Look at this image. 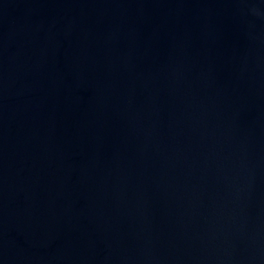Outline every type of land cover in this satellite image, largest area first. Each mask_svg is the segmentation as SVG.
Here are the masks:
<instances>
[{
    "label": "water",
    "instance_id": "water-1",
    "mask_svg": "<svg viewBox=\"0 0 264 264\" xmlns=\"http://www.w3.org/2000/svg\"><path fill=\"white\" fill-rule=\"evenodd\" d=\"M0 264H264V0H0Z\"/></svg>",
    "mask_w": 264,
    "mask_h": 264
}]
</instances>
